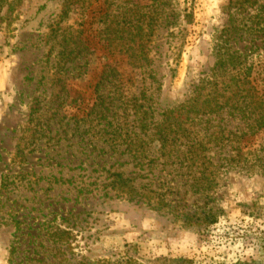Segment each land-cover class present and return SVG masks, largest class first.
<instances>
[{"label": "rangeland", "instance_id": "obj_1", "mask_svg": "<svg viewBox=\"0 0 264 264\" xmlns=\"http://www.w3.org/2000/svg\"><path fill=\"white\" fill-rule=\"evenodd\" d=\"M64 1L0 0V264H10L13 246L11 264H77L81 257L118 264L126 255L138 264H264V248L243 235L250 222L244 205L264 204V132L261 162L252 170L220 167L217 186L197 193L188 169L152 162L156 141L140 131L147 104L151 121L159 120L210 72L231 0H72L60 20ZM261 7L257 0L238 16H264ZM148 16L156 20L145 48L149 61L130 68L127 39L146 31ZM52 28L76 31L89 46L60 72ZM241 37L237 47L248 63L264 69V32ZM113 67L119 91L105 78ZM133 141L144 146L137 159L122 153ZM115 169L135 178L141 202L106 185ZM159 198L169 206L154 209ZM209 209L214 223L203 215ZM195 212L200 221L191 218ZM57 227L74 235L67 253L76 261L56 244ZM252 229L264 230V222Z\"/></svg>", "mask_w": 264, "mask_h": 264}, {"label": "trees", "instance_id": "obj_2", "mask_svg": "<svg viewBox=\"0 0 264 264\" xmlns=\"http://www.w3.org/2000/svg\"><path fill=\"white\" fill-rule=\"evenodd\" d=\"M71 4L72 0L64 1L59 15L60 20L68 16ZM256 4L257 0L228 2L226 5L228 19L214 39L213 65L208 74L198 78L192 85L191 93L187 98L174 107L163 109L157 121H151L149 117L151 115L147 109L151 110L150 104H147L143 111L144 121L142 120L140 131L151 134L157 146L158 157L153 158L152 162L162 159L164 162L188 169L193 182L191 188L197 193L211 191L217 186L220 167L242 166L252 170L255 160L260 162L263 160L258 154L257 147L260 146L259 149L262 147L260 141L264 132V69L254 70L253 65L248 63V56L237 47L242 33L252 35L264 32V16L259 15L258 12L254 15L250 14L246 21L238 16V13ZM261 9L264 11V7ZM184 18L187 23L192 20L191 14L188 13L184 15ZM155 21L153 16H148L146 31L139 30L128 37L126 44L129 47L125 51H129L130 60L127 65L130 68L149 61L145 48L151 37L150 27ZM58 29L52 28L49 38L57 42L56 71L60 72L66 65L81 57L89 46L86 41L78 37L76 31L66 32V29H63L58 33ZM132 60L138 63L132 64ZM106 69L108 74L105 77ZM106 69L104 68L102 75L108 81L114 80L115 90L119 91L118 87L122 82L121 74L114 67ZM143 101L147 102V96L143 98ZM140 106L142 105H138L135 111H138ZM231 121L235 122V125L230 124ZM135 137H137L136 134L134 139ZM216 147L221 150L219 156L215 154ZM123 152L137 159L141 157V154L143 155L144 146L133 141ZM260 168L264 170V167L260 166ZM108 171L111 180L106 185L126 195L130 201L137 203L142 201L145 196L135 186L134 177L125 176V173L118 169ZM2 185H5V182H2ZM168 204L159 198L153 201L152 207L160 209L168 207ZM244 208L243 212L250 218V222L243 235L253 240L262 249L264 248V230L256 233L252 227L257 221L264 222V204L252 203L244 205ZM201 214L195 212L191 218H194V222L200 221ZM203 215L209 223L216 222L213 209H209ZM187 218L190 216L186 217V220ZM17 227L19 228V224ZM55 232L56 244L64 250L66 255L69 254V261H76L74 253L70 251L67 253L74 235L68 229H61V227H57ZM15 247L10 249V264L16 255ZM82 258L77 264H96L86 262ZM119 259L118 264H138L136 261H130L128 255L121 256ZM165 264H182V259L169 258L166 259ZM235 264H255V262L242 261Z\"/></svg>", "mask_w": 264, "mask_h": 264}]
</instances>
